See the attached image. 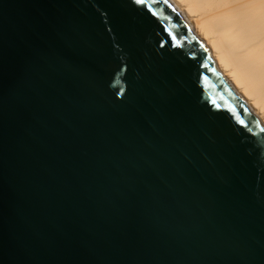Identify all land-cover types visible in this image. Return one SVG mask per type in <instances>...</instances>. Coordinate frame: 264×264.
Segmentation results:
<instances>
[{
    "label": "water",
    "instance_id": "95a60500",
    "mask_svg": "<svg viewBox=\"0 0 264 264\" xmlns=\"http://www.w3.org/2000/svg\"><path fill=\"white\" fill-rule=\"evenodd\" d=\"M0 264H264V129L167 0H0Z\"/></svg>",
    "mask_w": 264,
    "mask_h": 264
},
{
    "label": "bare ground",
    "instance_id": "6f19581e",
    "mask_svg": "<svg viewBox=\"0 0 264 264\" xmlns=\"http://www.w3.org/2000/svg\"><path fill=\"white\" fill-rule=\"evenodd\" d=\"M264 129V0H167Z\"/></svg>",
    "mask_w": 264,
    "mask_h": 264
},
{
    "label": "snow or ice",
    "instance_id": "6c2138e0",
    "mask_svg": "<svg viewBox=\"0 0 264 264\" xmlns=\"http://www.w3.org/2000/svg\"><path fill=\"white\" fill-rule=\"evenodd\" d=\"M135 2H136V3H140V2H141V0H135Z\"/></svg>",
    "mask_w": 264,
    "mask_h": 264
}]
</instances>
